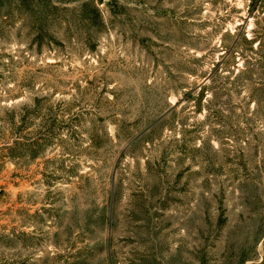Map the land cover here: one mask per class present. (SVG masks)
I'll return each mask as SVG.
<instances>
[{
  "label": "rangeland",
  "instance_id": "obj_1",
  "mask_svg": "<svg viewBox=\"0 0 264 264\" xmlns=\"http://www.w3.org/2000/svg\"><path fill=\"white\" fill-rule=\"evenodd\" d=\"M249 5L0 0V264H264Z\"/></svg>",
  "mask_w": 264,
  "mask_h": 264
},
{
  "label": "trees",
  "instance_id": "obj_2",
  "mask_svg": "<svg viewBox=\"0 0 264 264\" xmlns=\"http://www.w3.org/2000/svg\"><path fill=\"white\" fill-rule=\"evenodd\" d=\"M247 1H249V4H250V5H249V10L251 9V14H250V15H252V14L254 13L256 7H257V3L259 2V0H247ZM243 40H244L246 43H248L249 45H251V46L255 45L256 50H257V48L260 47V42L257 41V36H256V35H254V37L251 38V39H247V38L243 35Z\"/></svg>",
  "mask_w": 264,
  "mask_h": 264
}]
</instances>
